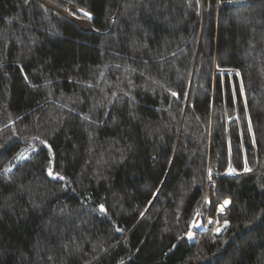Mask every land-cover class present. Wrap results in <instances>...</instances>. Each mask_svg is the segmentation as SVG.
Masks as SVG:
<instances>
[{
    "label": "trees",
    "instance_id": "16d2710c",
    "mask_svg": "<svg viewBox=\"0 0 264 264\" xmlns=\"http://www.w3.org/2000/svg\"><path fill=\"white\" fill-rule=\"evenodd\" d=\"M236 1L0 0V264H264V0Z\"/></svg>",
    "mask_w": 264,
    "mask_h": 264
},
{
    "label": "built area",
    "instance_id": "2783aa9c",
    "mask_svg": "<svg viewBox=\"0 0 264 264\" xmlns=\"http://www.w3.org/2000/svg\"><path fill=\"white\" fill-rule=\"evenodd\" d=\"M208 185H212L211 179H208ZM212 200V196L210 194H207L205 197V200L203 202V206H205L206 208H208L206 210V213L204 216L201 215L200 212H198V214L195 216L191 227L195 230H199L200 232H204L210 228H212L214 226V221L215 218L218 215L224 214L225 210H226V205L224 204V201H220L217 204L214 205V216H210L208 215V211L211 207H209V204L211 203Z\"/></svg>",
    "mask_w": 264,
    "mask_h": 264
},
{
    "label": "rangeland",
    "instance_id": "374dc122",
    "mask_svg": "<svg viewBox=\"0 0 264 264\" xmlns=\"http://www.w3.org/2000/svg\"><path fill=\"white\" fill-rule=\"evenodd\" d=\"M43 5H46L45 3H43V2H41ZM53 10H55L54 8H53ZM55 11H57V12H59V14H61V15H65V17H68V16H71V15H69V14H67L66 12H60V11H58V10H55ZM72 19H74L73 18V16L71 17ZM87 23V24H86ZM75 24L76 25H78V27L81 29V30H84V31H86V30H88L89 29V23L86 21V19L84 18V19H77V20H75ZM88 27V28H87ZM230 74V73H229ZM29 155L27 154V153H24V154H21V155H19L18 157H17V160L18 161H22V160H24V159H26L27 157H28ZM20 157H23V158H20ZM209 207H214V205H212V202L209 204Z\"/></svg>",
    "mask_w": 264,
    "mask_h": 264
},
{
    "label": "snow or ice",
    "instance_id": "6c2138e0",
    "mask_svg": "<svg viewBox=\"0 0 264 264\" xmlns=\"http://www.w3.org/2000/svg\"><path fill=\"white\" fill-rule=\"evenodd\" d=\"M81 11H83V10H81ZM84 15H85V17H89V18H90V13H88V12H84ZM172 95L175 96L176 93L173 92ZM42 143H43V142H42ZM20 158H23V157H20ZM5 170L8 171L9 169H5ZM230 171H235V170H234V169H230ZM245 171H248V169H245ZM49 175L51 176V175H53V173H52L51 171H49ZM58 178H59V179H63V177H58ZM228 203H230V202L227 201V200L224 201V204H225V205H227ZM100 211H101V212H104V211H105L103 205L100 206ZM225 223H227V222H225ZM217 232H219V229H217ZM187 235H188L189 238L192 237V233H191V232H189Z\"/></svg>",
    "mask_w": 264,
    "mask_h": 264
},
{
    "label": "water",
    "instance_id": "95a60500",
    "mask_svg": "<svg viewBox=\"0 0 264 264\" xmlns=\"http://www.w3.org/2000/svg\"><path fill=\"white\" fill-rule=\"evenodd\" d=\"M244 5V0H239V1H236V2H231V3H228L227 4V7H231V8H238V7H241ZM65 16V15H64ZM72 16H68L66 18H68L69 20L73 21L75 23V20H77L76 18L72 19L71 18Z\"/></svg>",
    "mask_w": 264,
    "mask_h": 264
},
{
    "label": "bare ground",
    "instance_id": "6f19581e",
    "mask_svg": "<svg viewBox=\"0 0 264 264\" xmlns=\"http://www.w3.org/2000/svg\"><path fill=\"white\" fill-rule=\"evenodd\" d=\"M87 24V23H86ZM88 28V27H87Z\"/></svg>",
    "mask_w": 264,
    "mask_h": 264
}]
</instances>
